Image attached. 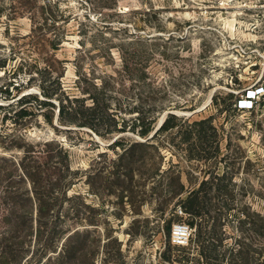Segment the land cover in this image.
I'll list each match as a JSON object with an SVG mask.
<instances>
[{
  "label": "rangeland",
  "instance_id": "374dc122",
  "mask_svg": "<svg viewBox=\"0 0 264 264\" xmlns=\"http://www.w3.org/2000/svg\"><path fill=\"white\" fill-rule=\"evenodd\" d=\"M59 79L87 126L57 97L10 118ZM261 85L264 0H0V264H264V93L239 106Z\"/></svg>",
  "mask_w": 264,
  "mask_h": 264
},
{
  "label": "trees",
  "instance_id": "16d2710c",
  "mask_svg": "<svg viewBox=\"0 0 264 264\" xmlns=\"http://www.w3.org/2000/svg\"><path fill=\"white\" fill-rule=\"evenodd\" d=\"M39 89H40V91L38 94H35L33 92L23 93L20 97L15 99L10 104V105L15 104V105L19 106V109L16 110L14 112V114L10 117L11 119L14 120V122H17V121H19V120H21V119H23L29 115L35 114L36 112H38L40 110V108H41L40 106H42L43 104L54 105L52 98L57 97L58 101H59L58 102L59 107H58V113H57V120H59L63 124L77 123L79 126H87L88 125L87 122H78V121H75L72 119L69 120V118H67V114H68L69 110H75L76 109V108H74L72 103L74 101L80 99V97L74 96V94H70L67 91V89L64 87V85L60 81V79H59V86L55 90H52L47 86H44L42 83L39 84ZM33 100H35V101H33ZM94 101H96L95 98H94ZM0 106H2V105H0ZM45 117H46L48 122L53 123V117L50 114H45ZM182 122L186 123L185 117H178L174 113L168 114L166 116L165 120L163 121V123L160 125V127L157 129V131L154 133L153 137L155 135H157L159 132H168V131L173 130L174 128H177V127L180 128ZM212 123H213L212 117H207V118H202L200 120H195L189 124L190 129H191L190 131H193L195 129L197 130V127H200L199 131H202V130H205L206 128H209V129H212L213 131L216 132L217 129L215 126H213ZM129 127H130V129H132L133 132H136L140 136H148L151 133V131L153 130L151 128V125L150 126H144V124H141L140 127H138L137 124H132ZM115 129H125V126H121L120 128H115ZM120 143L121 142H119L118 140H115L112 144H110V146H114V145L117 146ZM127 147L128 146L124 147L125 151L132 148V146H130L128 148ZM217 152H218V150L215 149L214 150L215 155ZM203 157H205L206 159H209L211 156L209 154L208 156H203ZM215 177H217V175H215ZM206 182H207L206 180H203L201 182V184L199 185V187L194 188V189L189 191L188 196L186 197V199L183 202L185 205L181 204L184 211H188L192 215H197V212L192 207L196 204V202L202 196V193L205 190ZM188 223L191 226L196 225V222L194 220H192L191 222H188ZM202 256L204 257L205 262L208 263L209 256L206 253H204V255L202 254ZM4 261L6 262L5 258H4Z\"/></svg>",
  "mask_w": 264,
  "mask_h": 264
},
{
  "label": "built area",
  "instance_id": "2783aa9c",
  "mask_svg": "<svg viewBox=\"0 0 264 264\" xmlns=\"http://www.w3.org/2000/svg\"><path fill=\"white\" fill-rule=\"evenodd\" d=\"M262 93H264V85L248 91V95L246 92V98L241 99V101L243 102H240V108H252L256 96ZM178 211L181 214H185L181 205L178 206ZM193 232L194 229L186 221H180L176 223L172 228L171 241L176 245H186L189 243Z\"/></svg>",
  "mask_w": 264,
  "mask_h": 264
},
{
  "label": "water",
  "instance_id": "95a60500",
  "mask_svg": "<svg viewBox=\"0 0 264 264\" xmlns=\"http://www.w3.org/2000/svg\"><path fill=\"white\" fill-rule=\"evenodd\" d=\"M29 92H31V91H29ZM29 92H26V93H29ZM172 113H174V112H172ZM164 120H165V118H163V119L159 122V124L157 125L156 129H158V128L160 127V125L163 123ZM156 129L151 133L150 136H152V135L155 133Z\"/></svg>",
  "mask_w": 264,
  "mask_h": 264
}]
</instances>
